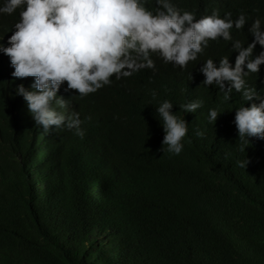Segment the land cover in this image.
<instances>
[{"label": "trees", "instance_id": "16d2710c", "mask_svg": "<svg viewBox=\"0 0 264 264\" xmlns=\"http://www.w3.org/2000/svg\"><path fill=\"white\" fill-rule=\"evenodd\" d=\"M173 3L197 20L243 12L245 28L231 34L245 46L254 39L251 23L264 26V0ZM146 6L154 10L155 0ZM18 20L19 10L0 16L4 47ZM261 52L257 45L254 56ZM237 55L221 38L187 69L154 54L155 71L113 77L85 97L63 84L58 96L72 99L68 112L79 113L81 138L36 126L16 94L21 84L35 91V80L14 78L0 52V264H264V140L251 138L241 152L234 123L236 109L259 101L247 103L235 90L225 100L215 85H202L200 72L207 59L227 56L234 66ZM245 79L264 95V65ZM165 100L188 123L179 155L161 151L156 108ZM197 100L203 107L195 113L181 111ZM211 109L220 114L216 124ZM246 158L247 168L238 167Z\"/></svg>", "mask_w": 264, "mask_h": 264}, {"label": "clouds", "instance_id": "9594fccd", "mask_svg": "<svg viewBox=\"0 0 264 264\" xmlns=\"http://www.w3.org/2000/svg\"><path fill=\"white\" fill-rule=\"evenodd\" d=\"M147 4L148 0H4L0 16L19 10V20L8 39L10 47L0 43V52L10 58L14 78L35 80V91L21 84L16 94L27 102L36 126L45 134L66 127L83 138L79 113L68 112L72 99L58 96L63 84L85 97L110 86L113 77L121 80L141 70L155 71L154 54L165 63L187 69L210 41L222 38L238 53L235 64L227 56L218 64L207 59L200 68L205 77L202 85H215L225 100L231 99L234 90L247 103L258 100L259 104L236 109L234 123L241 152L251 144V138L264 140V95L249 87L245 79L249 73H259L264 65V52L254 56L257 45L264 47L261 20L251 23L248 31L254 39L245 46L231 34L233 28H245L247 17L243 12L235 20L231 12L220 18L218 11L197 20L193 13L177 8L173 0H155L154 10ZM152 96H156L154 91ZM173 107L165 100L156 113L165 132L161 151L179 155L189 128L184 118L173 114ZM201 107L203 101L197 100L180 109L195 113ZM219 116L216 109H211L209 122L216 124ZM195 135L202 138L204 133L196 129ZM250 163L246 158L237 165L247 168Z\"/></svg>", "mask_w": 264, "mask_h": 264}, {"label": "rangeland", "instance_id": "374dc122", "mask_svg": "<svg viewBox=\"0 0 264 264\" xmlns=\"http://www.w3.org/2000/svg\"><path fill=\"white\" fill-rule=\"evenodd\" d=\"M218 225L220 226V228L223 230V231H226L227 233V230H226V227L224 226V224L220 221H218Z\"/></svg>", "mask_w": 264, "mask_h": 264}, {"label": "bare ground", "instance_id": "6f19581e", "mask_svg": "<svg viewBox=\"0 0 264 264\" xmlns=\"http://www.w3.org/2000/svg\"><path fill=\"white\" fill-rule=\"evenodd\" d=\"M107 126H109V125H107ZM213 141V140H212Z\"/></svg>", "mask_w": 264, "mask_h": 264}]
</instances>
